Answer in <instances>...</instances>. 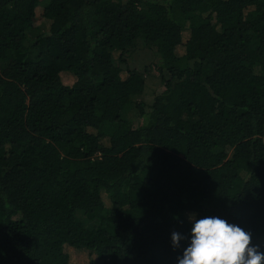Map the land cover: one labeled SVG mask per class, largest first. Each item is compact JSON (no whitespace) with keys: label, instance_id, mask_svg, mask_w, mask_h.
<instances>
[{"label":"trees","instance_id":"trees-1","mask_svg":"<svg viewBox=\"0 0 264 264\" xmlns=\"http://www.w3.org/2000/svg\"><path fill=\"white\" fill-rule=\"evenodd\" d=\"M190 213L264 251V0H0V264H176Z\"/></svg>","mask_w":264,"mask_h":264},{"label":"clouds","instance_id":"clouds-1","mask_svg":"<svg viewBox=\"0 0 264 264\" xmlns=\"http://www.w3.org/2000/svg\"><path fill=\"white\" fill-rule=\"evenodd\" d=\"M187 234L173 231L172 246L185 241L176 264H264V251L251 243V234L218 216L188 215Z\"/></svg>","mask_w":264,"mask_h":264},{"label":"rangeland","instance_id":"rangeland-1","mask_svg":"<svg viewBox=\"0 0 264 264\" xmlns=\"http://www.w3.org/2000/svg\"><path fill=\"white\" fill-rule=\"evenodd\" d=\"M141 54H137V58H135L133 61H130L129 66L131 68H138V69H143L144 66L151 60V52L146 50L143 52V50L140 51ZM151 78V77H150ZM63 80L66 83H70L71 79H69L66 76H63ZM150 82H156V78H152L149 79ZM138 121L136 119H134V125L135 123H137ZM82 218V216H81Z\"/></svg>","mask_w":264,"mask_h":264}]
</instances>
